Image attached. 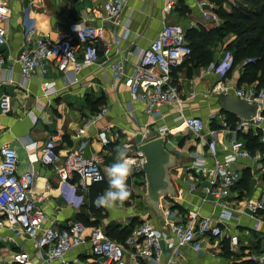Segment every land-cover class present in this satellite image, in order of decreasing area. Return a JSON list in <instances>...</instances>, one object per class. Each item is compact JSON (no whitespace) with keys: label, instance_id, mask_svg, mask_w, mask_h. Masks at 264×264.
Returning <instances> with one entry per match:
<instances>
[{"label":"crops","instance_id":"obj_1","mask_svg":"<svg viewBox=\"0 0 264 264\" xmlns=\"http://www.w3.org/2000/svg\"><path fill=\"white\" fill-rule=\"evenodd\" d=\"M168 1L128 0L122 10L120 23L115 24L112 20L92 16V8L100 5V0H8L10 18L4 23L7 28V44L0 46V54H15L21 48L23 14L26 7H29L28 13L34 19L36 28L43 31L65 30L80 22L102 24L105 43L113 45L118 39L117 45L126 52L127 71H131L133 65L138 62L141 50L164 24L177 23L187 30L191 27L220 23L219 19L216 21L213 17L216 15L211 9L217 5L211 1L172 0L171 8L167 9ZM223 5L226 6L227 3L224 2ZM232 38L233 36L227 37L216 47L211 62L222 59L224 46ZM208 65L209 63L202 64L188 57L182 65L172 71L179 93L185 98L181 104L183 114L198 116L205 123L206 134L202 138L195 137L187 128L179 125V120L173 119L175 110L169 106L161 107L153 117L145 114L142 103L130 98L122 81L112 79L107 64L87 66L77 79L71 71L62 74L48 64L46 72L37 70L23 84L17 64L7 61L1 65L0 145L7 143L14 148L18 172H33L31 195L41 198L39 205L47 215L44 224L52 223L60 228L69 220L77 219L83 214L88 220L96 221L95 225L104 228L112 224L125 226V221L131 222L134 219L136 224L145 217L159 226L155 211L144 199L146 181L143 172L127 180L128 188L135 193L134 199L143 198V207L134 206L132 200L128 203L129 198L122 205L118 203L112 208L97 206V197L107 190L102 189L98 191V196L91 197V192L97 189L98 184H92L85 194L84 202L76 206L64 201L55 167L43 165L38 158L40 148L51 141L60 154V160L69 148H77L86 156L90 153H101L104 157L101 166L104 178L101 181L108 182L106 173L116 160L117 149L132 147L127 155L131 154L143 141L145 130H155L159 124L172 128L166 135V145L171 151H177L176 163L170 168V175L178 201L172 203L168 199H162V205L169 209L175 218L190 208H198L201 213L215 218L219 207L214 206L206 195L210 176L201 174L198 179L192 171H185L184 166L196 158H202L200 160L204 164L211 165L214 160L221 159L227 153L233 134L222 128L219 121V114L225 113L221 108L220 93H233V89L245 84L238 85L241 64L234 66L222 78L207 71ZM44 81L51 84L50 91L46 93L40 87ZM190 93L193 94L192 97H189ZM98 99H102L98 105L107 107L105 114L101 119L87 125L83 133H78V128L84 125L91 112H96L91 109ZM260 110L264 115V103L261 104ZM234 117L237 120L240 118L235 115ZM82 120L84 123H81ZM107 126L110 141L103 145L96 133ZM211 129L216 130L214 137L208 135ZM247 132L258 134L260 140L264 141V119L257 126L237 131L245 146L244 134ZM117 133L121 135L120 138L126 136L129 141L115 142ZM114 134L115 138L112 137ZM212 139L215 141V152L208 147V142ZM246 148L252 154L259 153L261 157L257 162L239 158L235 163L240 171V179L248 172V186L243 187V182L239 179L233 186L231 195L227 197L230 210L235 215L229 220L225 231L227 234H237V244H230L226 237H197L194 242L183 248V252L181 251L182 264H250L255 263L250 258L251 254L264 251V206L252 213L246 205L249 200L264 204V151H251L247 146ZM92 208L97 211L92 212ZM1 234L0 264H17L12 259V253L16 250L32 251L29 239L13 237L6 228L1 230ZM88 250L89 244L84 242L71 249L67 257H77L76 264H94L92 257L88 256ZM139 261L147 264L145 260Z\"/></svg>","mask_w":264,"mask_h":264},{"label":"built area","instance_id":"obj_2","mask_svg":"<svg viewBox=\"0 0 264 264\" xmlns=\"http://www.w3.org/2000/svg\"><path fill=\"white\" fill-rule=\"evenodd\" d=\"M128 0H100V5L92 8V16L98 19H109L115 24L120 23L122 10ZM204 2H201L203 4ZM172 0L166 4L170 9ZM24 8L23 42L17 53L0 54V66L10 61L19 68L21 84L29 80L39 70L46 72L50 64L57 71L66 74L71 71L77 79L80 72L87 66L107 64L113 80H121L127 88L130 98L142 103V110L153 117L161 107L169 106L175 110L174 120L187 128L195 137L202 138L205 123L202 118L193 115L185 116L181 104L184 102L179 88L174 82L172 71L182 65L191 54V46L186 39L185 29L177 23L164 24L148 44L141 50L138 62L131 71H127V54L115 43L103 40L104 26L99 23L80 22L72 24L68 29L56 32L43 31L36 28L34 19ZM217 21L218 18L213 16ZM10 18L8 0H0V46L7 44V28L4 23ZM102 53V55H101ZM230 57V59H229ZM227 65L222 68V65ZM231 68V55L225 51L218 62H210L207 71L224 77ZM48 81L41 83V90L50 91ZM233 94L247 102L257 104L256 113L249 119L239 118L234 127H230L225 113L219 114L222 128L231 132V147L221 158L211 165L204 164L196 158L184 166L185 171L193 172L198 179L201 174L210 176V185L206 195L214 206L219 207L215 218L203 214L198 208H190L175 218L169 209L165 210V227L156 225L150 218H143L136 223L122 242L109 237L101 225L87 226L79 219L69 220L63 227H55L52 223L44 224L47 215L39 205L41 198L31 195L34 181L33 172L16 170L17 155L13 147L7 143L0 145V240L1 230L8 229L13 237H24L31 242L32 251L16 250L12 259L17 264H76L77 257H67L74 247L88 242V256L94 264H182L183 248L190 245L197 237H226L229 243L236 245L237 234L225 231L229 220L235 215L230 210L227 197L231 195L233 186L240 179V171L235 163L239 158L258 160L259 153L252 154L245 143L238 137V130H247L257 126L264 119L260 110L264 103V86L256 88L254 84L233 89ZM192 93L189 97H192ZM107 107L102 105L88 120L78 128L83 133L85 127L99 120ZM213 118V116H212ZM98 131L96 136L103 145L110 138L107 130ZM172 128L166 124L157 125L156 134L167 135ZM216 130L208 131L210 137ZM208 147L215 152L214 139ZM39 160L43 165H52L60 180V191L65 202L80 205L90 186L104 178L101 166L104 157L101 153L84 155L77 148H69L60 160V154L51 142L40 148ZM132 172L127 180L142 172L143 156L139 150L127 155ZM247 207L252 213L264 206L261 202L249 200ZM130 223L125 221V225ZM12 238V237H10ZM182 251V252H181ZM254 264H264V251L251 254Z\"/></svg>","mask_w":264,"mask_h":264},{"label":"trees","instance_id":"obj_3","mask_svg":"<svg viewBox=\"0 0 264 264\" xmlns=\"http://www.w3.org/2000/svg\"><path fill=\"white\" fill-rule=\"evenodd\" d=\"M207 1L217 5L211 11L217 16L220 23H210L208 26L191 27L185 30L186 39L192 50L189 57L202 64L210 63L216 47L222 44L227 37L233 36L224 46V50L231 55V68L226 74L234 66L241 64L242 71L238 77V85L254 84L256 88L264 86V0ZM224 2L227 3L226 6L223 5ZM101 102L102 99H98L93 104V111L97 109V105ZM225 114L230 126L234 127L237 120L236 117L227 112ZM244 136L246 138V146L251 151L256 149L264 151V141L260 140L258 134L253 135L247 132ZM247 179L248 172H245L240 179L243 182V187L248 186ZM93 184H98V186L97 189H93V193L91 192V197L98 196V191L109 188L108 182L99 181ZM91 211L95 212L97 210L92 208ZM262 213H264V210H262ZM77 219L83 221L86 225H95L97 223L96 221L88 220L83 214H80ZM135 220L125 226L112 224L103 228L109 237L122 242L132 230ZM250 264L254 263L250 262Z\"/></svg>","mask_w":264,"mask_h":264},{"label":"water","instance_id":"obj_4","mask_svg":"<svg viewBox=\"0 0 264 264\" xmlns=\"http://www.w3.org/2000/svg\"><path fill=\"white\" fill-rule=\"evenodd\" d=\"M220 98L222 110L229 114L249 119L256 113V103L247 102L230 91L221 92ZM166 143V135H157L155 130L148 128L143 141L136 147L143 156L142 172L146 181L144 199L155 211L159 226L163 228L166 225V208L162 205V199L172 203L178 201L170 175V168L176 163L177 151H171Z\"/></svg>","mask_w":264,"mask_h":264},{"label":"clouds","instance_id":"obj_5","mask_svg":"<svg viewBox=\"0 0 264 264\" xmlns=\"http://www.w3.org/2000/svg\"><path fill=\"white\" fill-rule=\"evenodd\" d=\"M226 66V64L222 65V68ZM131 172L132 168L127 158L126 149H117L116 160L108 168L106 173L109 188L104 192V194L97 197V206L112 208L118 203L122 205L131 195L127 185V179Z\"/></svg>","mask_w":264,"mask_h":264},{"label":"rangeland","instance_id":"obj_6","mask_svg":"<svg viewBox=\"0 0 264 264\" xmlns=\"http://www.w3.org/2000/svg\"><path fill=\"white\" fill-rule=\"evenodd\" d=\"M98 107H100V105H98ZM91 110H93V106H92V109ZM98 110V108L96 109V111ZM92 114L94 113V112H91ZM91 114V115H92ZM83 122V120L81 121V123ZM84 123V122H83ZM120 134L119 133H117V137H116V139H115V142H117L118 140L120 141V142H125V141H129V139H127L126 138V136H123V137H121L120 138ZM113 138H115V134L112 136ZM121 145L123 144V143H120ZM121 147V146H120ZM123 149H126V151H127V153H129V151H131L133 148L132 147H125V148H123ZM130 190V189H129ZM130 192H131V195H130V197H129V201H128V203L130 202V200H132L131 201V203H133V205L134 206H136V207H143L144 206V201H143V198H139V199H134V197H135V193H133L131 190H130ZM138 195V194H137ZM134 199V200H133Z\"/></svg>","mask_w":264,"mask_h":264}]
</instances>
